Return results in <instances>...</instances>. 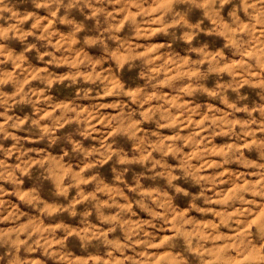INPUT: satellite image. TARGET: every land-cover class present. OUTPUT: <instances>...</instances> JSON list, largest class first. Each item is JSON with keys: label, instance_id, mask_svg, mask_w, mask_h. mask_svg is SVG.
Segmentation results:
<instances>
[{"label": "clouds", "instance_id": "1", "mask_svg": "<svg viewBox=\"0 0 264 264\" xmlns=\"http://www.w3.org/2000/svg\"><path fill=\"white\" fill-rule=\"evenodd\" d=\"M0 264H264V0H0Z\"/></svg>", "mask_w": 264, "mask_h": 264}]
</instances>
